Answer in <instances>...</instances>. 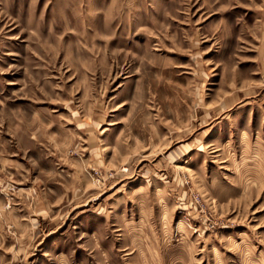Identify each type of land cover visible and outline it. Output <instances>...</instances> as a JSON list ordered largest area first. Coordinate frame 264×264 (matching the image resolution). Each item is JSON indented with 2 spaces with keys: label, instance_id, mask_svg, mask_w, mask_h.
Returning a JSON list of instances; mask_svg holds the SVG:
<instances>
[{
  "label": "rangeland",
  "instance_id": "374dc122",
  "mask_svg": "<svg viewBox=\"0 0 264 264\" xmlns=\"http://www.w3.org/2000/svg\"><path fill=\"white\" fill-rule=\"evenodd\" d=\"M0 264H264V0H0Z\"/></svg>",
  "mask_w": 264,
  "mask_h": 264
}]
</instances>
